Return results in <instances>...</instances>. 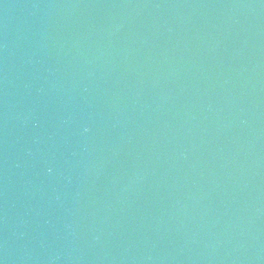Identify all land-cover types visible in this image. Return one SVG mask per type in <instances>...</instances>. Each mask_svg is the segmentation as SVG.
Returning a JSON list of instances; mask_svg holds the SVG:
<instances>
[{
  "label": "water",
  "instance_id": "water-1",
  "mask_svg": "<svg viewBox=\"0 0 264 264\" xmlns=\"http://www.w3.org/2000/svg\"><path fill=\"white\" fill-rule=\"evenodd\" d=\"M0 264H264V0H0Z\"/></svg>",
  "mask_w": 264,
  "mask_h": 264
}]
</instances>
